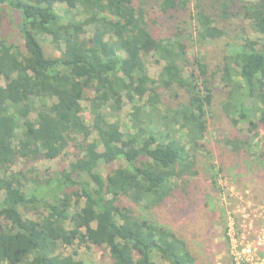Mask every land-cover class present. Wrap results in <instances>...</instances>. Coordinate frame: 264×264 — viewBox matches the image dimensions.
<instances>
[{
    "label": "trees",
    "instance_id": "obj_1",
    "mask_svg": "<svg viewBox=\"0 0 264 264\" xmlns=\"http://www.w3.org/2000/svg\"><path fill=\"white\" fill-rule=\"evenodd\" d=\"M214 1V17L241 31L210 70L199 56L190 61L186 44L224 38L200 0L191 32L176 28L167 37L151 30L147 8L184 12L191 0H0V264H83L76 252L63 253L75 245L107 251L111 264H156V257L197 264L195 248L174 229L175 212L199 175L215 81L225 92L218 106L225 129L264 128V0ZM10 23L21 46L8 40ZM45 37L59 57L45 54ZM148 56L161 65L156 78ZM175 89L183 103L163 104ZM121 99L135 110L125 132L105 113L118 111ZM239 140H224L222 168L243 173ZM74 141L82 142L80 157L68 171L22 170L60 160ZM110 162L120 165L104 177ZM252 170L245 178L264 187V164ZM263 190L256 195L264 200ZM199 199L207 207L206 192Z\"/></svg>",
    "mask_w": 264,
    "mask_h": 264
},
{
    "label": "rangeland",
    "instance_id": "obj_2",
    "mask_svg": "<svg viewBox=\"0 0 264 264\" xmlns=\"http://www.w3.org/2000/svg\"><path fill=\"white\" fill-rule=\"evenodd\" d=\"M191 1V6L186 11L168 12L166 14H161L157 11L156 6L151 4L147 8L146 16L148 22L155 20L154 24L151 25V30L154 31V34L160 37H167L175 32L176 28L191 32L193 28L189 19L194 0ZM243 1L251 2L253 0ZM200 3L209 10L207 15L214 21L213 25L224 31V38L220 40H206L203 44H198L194 37V40H186V44L190 49V61H194L197 56H199L209 69L212 70L222 59L226 51L225 43H231L230 39H233L235 35H239L241 28L239 27V23L236 24L233 22L231 25H227V23L222 24L220 20L214 17V8H217L216 1L200 0ZM56 10L62 15V6L57 5ZM8 13L9 12H6V15H10ZM10 18H12L11 15ZM8 21L10 22V20ZM7 31L10 34L8 40H15V43L21 46L19 39H15V31L11 23ZM50 40L49 37H45L42 42L45 54L47 56L59 57V52L49 44ZM145 64L148 75L151 78H156L160 72L161 65L156 63L155 59L151 56L145 59ZM212 90V103L206 111L208 129L202 141V151L197 155L199 175L195 178L196 181L193 185L189 186L190 200H182L184 206L180 204L177 206L178 213L175 212V214L178 215L176 218L178 225H175L174 229L179 232L183 238L189 240L195 248L197 264H231L229 252L230 244L225 235L229 219L236 225L234 229L239 231L238 234H241L244 233L241 229L248 224H240L241 220L247 218V216L251 217L254 215L256 217L264 213L262 211H252V209L254 210L257 207L264 208L252 203V200H256L263 204L262 202H264V200L256 195V190L264 189L263 185H257L250 176L248 179L244 176V174L246 175L245 169L246 171L248 170V172H252V166L264 164V159L258 160V156L264 154V128L258 127L256 129H250L246 125H240L235 129H225V119L222 117L218 108L219 103L224 98L225 92L218 81H215ZM162 100L163 104L172 107L183 103L182 94L176 89L163 93ZM141 104L142 102H139L135 106H141ZM117 110L118 111H114L110 107H106L105 113L109 123H116L120 131L125 132L129 129V120L135 112L134 105L128 103L125 99H121V101L117 103ZM84 118L87 121L89 120V113L86 106H84ZM230 136L238 137L240 139L239 141L244 145L243 151L239 155V163L246 165V168L242 166L244 174L234 170L232 164L228 170L222 168L224 160V140ZM80 145H82V142L74 141L69 144V148L60 160L54 162L39 160L22 170L26 172V169H34L37 174L42 176L46 173L60 172L63 170L68 171L70 169V164H74L80 157ZM119 165L118 162H110L103 165L100 170L101 175L105 177ZM21 167L22 166L18 164L14 169L19 170ZM196 186L198 187V192L194 193ZM187 187L188 185H181L180 191L185 192ZM181 192L180 197H182ZM204 192H206L207 207L203 206L200 201L201 199L196 200V196L199 197ZM261 192L263 193L264 190ZM125 203V206H130L127 201H125ZM74 208H76V206H74ZM165 211L168 212L169 210L165 209ZM137 214L142 217H149L141 208H138ZM168 216L172 217L171 215ZM26 217L33 219L35 215H27ZM157 217L158 222L161 224L163 218L165 220L167 219L166 216L162 217L160 214ZM262 226V229H264V221L262 222ZM254 229L256 228L254 227ZM260 230L261 229L255 231L250 230L247 239L245 234V242L249 243L255 240ZM73 251L76 252L77 258L81 260L83 264H111L110 257L105 250L84 248L75 245L71 249L64 250L63 253L71 254ZM257 255L263 256L264 251H261ZM154 262L156 264H164L157 257L154 258Z\"/></svg>",
    "mask_w": 264,
    "mask_h": 264
},
{
    "label": "built area",
    "instance_id": "obj_3",
    "mask_svg": "<svg viewBox=\"0 0 264 264\" xmlns=\"http://www.w3.org/2000/svg\"><path fill=\"white\" fill-rule=\"evenodd\" d=\"M263 209L264 208L257 207L254 210L252 209V211L264 212ZM263 221H264V213L259 214L256 217L254 215L251 217L247 216V218L241 220L240 222V224L248 223L246 227L241 229L244 231V233L238 234L239 231L234 229L236 225L232 222L231 219H229L227 223V229L225 235L230 244L229 252L231 256L230 257L231 264H264V255L263 256L257 255L261 251L262 252L264 251V229H262ZM254 227L256 229H254ZM259 229L261 230L258 233V237H256L255 240H252V242L246 243L245 234L247 239V236H249L250 234V230L255 231Z\"/></svg>",
    "mask_w": 264,
    "mask_h": 264
}]
</instances>
